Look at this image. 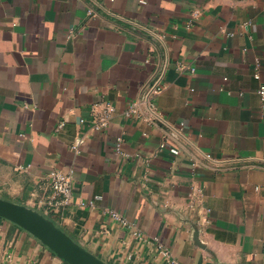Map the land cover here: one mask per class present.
<instances>
[{
  "label": "crops",
  "instance_id": "0c3cea01",
  "mask_svg": "<svg viewBox=\"0 0 264 264\" xmlns=\"http://www.w3.org/2000/svg\"><path fill=\"white\" fill-rule=\"evenodd\" d=\"M143 1L0 0V197L107 264H170L159 245L180 264H264V0ZM164 59L162 119L126 118ZM51 169L75 170L59 209ZM0 264L69 263L0 217Z\"/></svg>",
  "mask_w": 264,
  "mask_h": 264
},
{
  "label": "built area",
  "instance_id": "2783aa9c",
  "mask_svg": "<svg viewBox=\"0 0 264 264\" xmlns=\"http://www.w3.org/2000/svg\"><path fill=\"white\" fill-rule=\"evenodd\" d=\"M142 2H144L142 0ZM95 12L92 8L88 9V18L95 16ZM192 15L195 17L197 12H193ZM85 30V25L81 26L79 29L72 28L69 30V36L72 37L76 32H83ZM154 40L163 41L164 36L160 33L154 32L153 30L147 29ZM150 60L147 59L146 63H149ZM164 63L159 64L158 68L151 74L149 80L143 86L140 95L138 98L132 100L128 108L124 111V116L126 118L131 117H142L145 121H153L154 119H162V114L158 110V105L156 104L157 96L165 89V76L168 67V60L164 59ZM186 66L183 63L178 64V68L183 70ZM194 71V69H191ZM255 77L260 78L258 71L255 72ZM258 94L262 99V116L264 119V84H261L258 88ZM116 112V106L105 100L100 104V109H94L92 113V128L96 131H103L107 129L110 125L113 115ZM85 122V120H81ZM184 123H181L180 129L174 128L179 132L183 128ZM63 126V123L58 125L60 129ZM123 138H118L117 151H121ZM78 145L74 144L72 148L74 150L78 149ZM207 159L213 160L210 155H207ZM75 178V170H62V169H51L44 176V183L52 191L53 197L51 204L54 209H59L61 206H68L71 204L73 199V182ZM102 196L97 195L93 199H90L87 203L90 206H95L96 199H101ZM105 211L110 215L112 219L123 226H130L131 224L128 220L119 212L113 209H105ZM138 236H141L139 232H136ZM158 249L169 259L170 264H180L177 260L171 258L170 251L163 247L162 245L158 246Z\"/></svg>",
  "mask_w": 264,
  "mask_h": 264
},
{
  "label": "water",
  "instance_id": "95a60500",
  "mask_svg": "<svg viewBox=\"0 0 264 264\" xmlns=\"http://www.w3.org/2000/svg\"><path fill=\"white\" fill-rule=\"evenodd\" d=\"M0 217L35 236L69 264H107L79 245L46 215L24 204L0 197Z\"/></svg>",
  "mask_w": 264,
  "mask_h": 264
}]
</instances>
